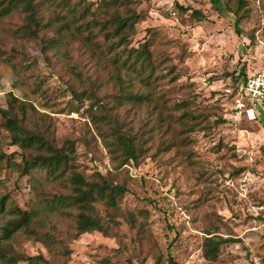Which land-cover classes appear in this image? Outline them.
I'll return each mask as SVG.
<instances>
[{
    "label": "rangeland",
    "instance_id": "rangeland-1",
    "mask_svg": "<svg viewBox=\"0 0 264 264\" xmlns=\"http://www.w3.org/2000/svg\"><path fill=\"white\" fill-rule=\"evenodd\" d=\"M137 1L145 18L137 25L134 45L155 32V47L170 57L169 62L181 73L178 87L184 86L171 92L166 103L172 107L176 101L191 98L195 109L207 110L209 120L202 127L211 128L192 133L191 146L186 149L176 148L144 160L140 166L127 165L120 180L127 181L130 191L123 204L135 212L137 222L127 215L118 217L116 238L100 232L83 234L69 242L70 258L54 264H101L107 259L124 263L128 258L136 264H156L158 249L182 264H264V110L260 108L255 118L252 113L250 117L246 109L236 110V102L224 95L241 70L246 73L240 78L243 80L264 68V0H245L249 12L239 19L230 9H235L236 0H220V6L216 0ZM179 4L190 11L183 13ZM193 10L201 11L207 19H194ZM20 22L18 15L0 20V57L15 54L13 63L24 59V64L34 69L19 78L11 65L0 62V110L7 108L9 92L19 97L28 93L40 111L53 117L58 140H76L82 161L91 171L99 168L105 173L109 160L92 161L93 154L85 145L96 133L84 109L69 111V77L56 60L49 63L45 59L41 39L29 40L16 33ZM37 78L45 81L47 96L35 94L32 82ZM157 90L162 94L167 89L164 85ZM148 108L145 105L137 116L134 111L128 114L129 122L135 125V119L148 117ZM169 114L176 115L172 108ZM220 115L226 122L215 124ZM2 123L0 117V151L20 153L11 145ZM97 138L99 151L106 153ZM16 159L21 161L18 155ZM3 165L0 199L7 195L8 206L30 209L37 193L29 177L21 178ZM239 168L243 172H238ZM35 176L48 194L56 191L46 182L44 171H35ZM142 209L148 211L147 218L139 215ZM102 213L106 214L103 207ZM11 217L0 213V236ZM144 220L150 229L146 232L139 229ZM58 228L60 231L52 233L68 238L67 225ZM208 236L237 242L223 246L218 261L211 262L204 256ZM4 245L27 256L51 258L44 244L22 234Z\"/></svg>",
    "mask_w": 264,
    "mask_h": 264
},
{
    "label": "trees",
    "instance_id": "trees-1",
    "mask_svg": "<svg viewBox=\"0 0 264 264\" xmlns=\"http://www.w3.org/2000/svg\"><path fill=\"white\" fill-rule=\"evenodd\" d=\"M216 2L220 6L221 1ZM233 5L235 9H230L236 18L247 16L245 0H236ZM139 6L137 0H0V20L18 15L21 22L16 33L29 40L41 39L45 59L51 63L53 58L62 66L69 77L67 82L72 97L69 111L84 109L96 133L85 141L93 154L91 160L107 158L110 164L105 173L99 168L91 171L81 159L83 154L76 140H58L56 124L50 114L40 111L28 93L19 97L9 92L8 106L0 110V117L11 145L20 153L7 155L0 151V171L6 163V167L19 177H29L37 199L30 209L23 210L17 205L8 206L7 195L1 197L0 213L12 217L2 228L0 264L66 262L71 254L69 242L83 234L100 232L116 238L118 217L127 215L137 222L135 212L123 204L130 191L127 181L120 180L126 166H140L144 160L176 148L186 149L191 146L192 133L211 128L209 125L202 127L209 120L205 114L207 110L195 109L191 98L176 101L172 107L166 103L171 92L183 88L184 85L178 87L181 73L177 65L169 62L170 57L155 47V32L138 46L134 45L137 25L145 18ZM178 6L183 13L190 11L188 7ZM191 15L194 19H207L199 10H193ZM13 57L16 55L6 59L0 57V62L11 65L19 78L33 71L34 67L24 64V59L13 63ZM245 74L241 70L227 85L234 88L232 94L224 90L228 99L235 102L239 86L249 78L241 80ZM32 84L35 94L48 95L43 79L37 78ZM164 85L167 90L159 94L157 88ZM145 105L149 107V115L135 119L139 127L136 129L129 122L128 114L134 111L137 116L144 111ZM251 107L256 117L258 109L254 105ZM171 108L176 115L169 114ZM225 122L221 115L214 121L215 124ZM97 137L106 153L99 151ZM35 171H44L46 182L56 190L54 193H47ZM147 212L142 209L139 215L147 218ZM60 225H67L68 238L52 233L60 231ZM139 229L149 231L148 222L144 220ZM18 234L44 244L51 258L46 259L42 254L27 256L4 245ZM232 242L237 240L206 237L205 258L218 261L223 246ZM101 264L136 263L128 258L124 263L107 259ZM156 264L182 263L172 254L165 257L158 249Z\"/></svg>",
    "mask_w": 264,
    "mask_h": 264
},
{
    "label": "built area",
    "instance_id": "built-area-1",
    "mask_svg": "<svg viewBox=\"0 0 264 264\" xmlns=\"http://www.w3.org/2000/svg\"><path fill=\"white\" fill-rule=\"evenodd\" d=\"M225 91L228 94L234 92L233 87H227ZM246 100V102H243ZM235 102L236 110L246 109L245 111L250 115L253 114L254 118V109L251 105H254V108L264 110V68L253 74L249 77L246 82L239 86L238 91L235 93ZM251 117V115H250Z\"/></svg>",
    "mask_w": 264,
    "mask_h": 264
}]
</instances>
